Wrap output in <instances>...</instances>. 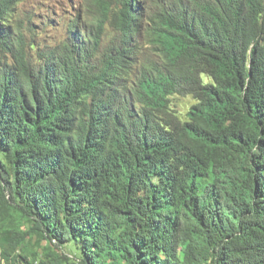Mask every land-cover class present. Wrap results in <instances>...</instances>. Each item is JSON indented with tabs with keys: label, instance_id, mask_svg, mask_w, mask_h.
Wrapping results in <instances>:
<instances>
[{
	"label": "trees",
	"instance_id": "obj_1",
	"mask_svg": "<svg viewBox=\"0 0 264 264\" xmlns=\"http://www.w3.org/2000/svg\"><path fill=\"white\" fill-rule=\"evenodd\" d=\"M23 1L0 0V263L264 264V0H87L43 47Z\"/></svg>",
	"mask_w": 264,
	"mask_h": 264
},
{
	"label": "rangeland",
	"instance_id": "obj_2",
	"mask_svg": "<svg viewBox=\"0 0 264 264\" xmlns=\"http://www.w3.org/2000/svg\"><path fill=\"white\" fill-rule=\"evenodd\" d=\"M86 3L87 0H24L20 8L30 16L33 39L43 47L69 35L68 24L76 17L83 19ZM193 102L190 96L174 99L175 108L182 114Z\"/></svg>",
	"mask_w": 264,
	"mask_h": 264
}]
</instances>
